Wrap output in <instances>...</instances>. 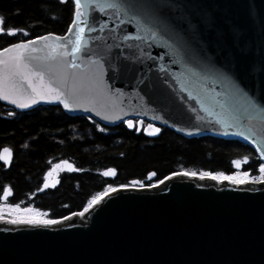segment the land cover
Masks as SVG:
<instances>
[{
    "label": "water",
    "instance_id": "obj_1",
    "mask_svg": "<svg viewBox=\"0 0 264 264\" xmlns=\"http://www.w3.org/2000/svg\"><path fill=\"white\" fill-rule=\"evenodd\" d=\"M117 2L118 15L111 9L94 13L107 28L91 34V55L84 57L103 64L107 96L85 98L84 107L71 111L59 102L41 101L27 109L0 102L21 112L58 105L70 116L107 127L146 120L152 123L144 129L149 138H158L162 127L189 139L236 140L260 158L264 0ZM45 43L52 41L33 47ZM189 92L198 99H189ZM200 100L212 116L201 111ZM218 119L240 121L246 134L252 128L256 143L235 135L240 127L226 128ZM156 128L160 132L153 134ZM0 155L7 157L3 150ZM12 159L11 152L10 163L0 161L9 167ZM68 165L74 168L67 163L65 170L72 172ZM184 173L151 189L136 190L143 183L132 180V188H115L83 216L76 213L56 225L0 219V264H264V183Z\"/></svg>",
    "mask_w": 264,
    "mask_h": 264
},
{
    "label": "trees",
    "instance_id": "obj_2",
    "mask_svg": "<svg viewBox=\"0 0 264 264\" xmlns=\"http://www.w3.org/2000/svg\"><path fill=\"white\" fill-rule=\"evenodd\" d=\"M74 12L73 0H0L4 27L22 30L17 35L0 34V50L47 34L65 35ZM121 126L107 127L90 117L70 116L58 105L21 112L0 102V151L8 148L13 153L9 167L0 162V200L10 188V204L58 220L80 213L99 193L128 186L132 180L149 186L182 172L261 175L259 156L239 141L189 139L167 128L158 138L148 139ZM244 157L248 163L237 169L233 161ZM64 161L72 163L76 171L58 172L59 183L44 188L48 174ZM110 170L114 176L103 175ZM151 173L156 177L150 182ZM1 213L4 218L16 216Z\"/></svg>",
    "mask_w": 264,
    "mask_h": 264
},
{
    "label": "snow or ice",
    "instance_id": "obj_3",
    "mask_svg": "<svg viewBox=\"0 0 264 264\" xmlns=\"http://www.w3.org/2000/svg\"><path fill=\"white\" fill-rule=\"evenodd\" d=\"M61 3H66L67 0H60ZM75 12L72 24L68 31L63 36L47 35L27 42L14 43L11 47L4 48L0 51V100L8 101L20 109H27L41 101L47 103L59 102L64 109L75 110L84 107L82 101L88 98L90 101L95 97L107 96V90L103 83V64L100 59L84 60L86 55H91L89 41L95 39L91 36L94 32L103 33L107 28V23L100 21L94 15L99 12L106 14L107 10H114L117 15L120 13L121 4L117 0H73ZM4 17L0 16V34L17 35L18 31L4 27ZM24 35H28L25 31ZM141 37H137L140 39ZM40 41H52V43H45L42 47H33ZM5 53L12 54L5 58ZM41 53V55H34ZM79 61V63H78ZM184 91V89H181ZM188 98L197 100L190 92ZM202 112L209 116L213 115L210 107L205 106L203 100L198 101ZM214 104L223 108L218 100L213 101ZM86 111L90 110L85 108ZM99 114V113H97ZM218 115V114H217ZM203 120L204 117H198ZM109 119V117H105ZM217 123H222L226 128L240 127V131L234 133L235 135L243 136L245 140L256 143L252 137L256 134L252 128L247 129V134L240 121L228 122L227 120H216ZM143 124V121H139ZM128 127L134 126L132 120L127 121ZM152 127V125H148ZM103 131V129H101ZM160 129L156 128L154 133H159ZM225 135L228 133L225 132ZM257 151L260 153V158L264 159V147L257 146ZM3 152L6 156L0 155V160L5 163H10L11 151L4 148ZM67 164V161H64ZM248 163V157H244L243 161H233L237 169L242 167V164ZM57 168L60 165L56 166ZM72 171L76 169L68 165ZM261 174L259 177H251L249 171H244L237 175L228 176L223 173L213 175L211 173H204V176H210L212 179L232 180L238 184H244L250 179L253 183H264V164L260 165L258 169ZM114 171L103 173V175H114ZM51 175V173H49ZM152 175H155L153 173ZM188 175V173H184ZM195 176L196 173H191ZM139 183V181L133 182ZM50 185L45 183L44 188ZM54 186V185H53ZM109 191L115 192V188H110L108 191L101 192L93 197L88 207L98 204L102 199L108 196ZM11 195V189H5L3 192V199L7 200ZM13 211L20 212L18 205L12 207ZM26 213H33L32 208L22 210ZM85 208L80 213L81 216L87 212ZM45 213L36 212L30 216H18L16 219L8 221L11 224L27 223L31 225H56L58 223L55 219H44ZM3 214L0 213V219H3Z\"/></svg>",
    "mask_w": 264,
    "mask_h": 264
},
{
    "label": "flooded vegetation",
    "instance_id": "obj_4",
    "mask_svg": "<svg viewBox=\"0 0 264 264\" xmlns=\"http://www.w3.org/2000/svg\"><path fill=\"white\" fill-rule=\"evenodd\" d=\"M139 121L137 120V119H135L134 120V126H133V128L132 129H129L127 126H126V124H125V122H122V123H120L121 125H123V126H121V127H125V129L127 130V131H129V132H132V133H137V134H143L146 138H148L149 139V137L145 134V132H144V129L146 128V127H148V125H151L152 123L151 122H148V121H146V120H143V124H141V129H139V123H138ZM119 124V125H120ZM162 127H161V131H162ZM150 139H156V138H150ZM3 150V149H2ZM1 150V151H2ZM1 151H0V153H1ZM12 152V151H11ZM13 154V153H12ZM13 160V159H12ZM1 162V161H0ZM67 163H70V162H67ZM1 164L2 165H4L2 162H1ZM70 164H72V163H70ZM60 165V167L59 168H57V167H55L50 173H51V175H49L48 174V176H47V184H49L51 187H54V186H56L58 183H59V179H58V172H62V171H65V172H67V173H72V172H74V171H72V172H68V171H66L65 170V163H62V164H59ZM73 165V164H72ZM5 166V165H4ZM6 167V166H5ZM73 167H74V169H75V166L73 165ZM110 171H113V170H110ZM111 176V175H110ZM54 185V186H53ZM11 196H12V194L7 198V200H4L3 198L0 200V203H3V205H5V207H8L9 209H12V208H10V206H12V207H14L12 204H10L9 203V199L11 198ZM13 211V210H12Z\"/></svg>",
    "mask_w": 264,
    "mask_h": 264
},
{
    "label": "rangeland",
    "instance_id": "obj_5",
    "mask_svg": "<svg viewBox=\"0 0 264 264\" xmlns=\"http://www.w3.org/2000/svg\"><path fill=\"white\" fill-rule=\"evenodd\" d=\"M111 176H114V175H111ZM156 183H158V182H154L153 184H156ZM142 185L144 186L145 184H142ZM122 187H133V186H131L129 184L128 186H122ZM1 212H10V213L14 212L16 214V216L14 218H3V220H7V221H10L11 219H16L18 216H30V215L34 214V212L33 213H26V212H23L22 210L20 212L12 211V209L5 207V205H3V203H0V213Z\"/></svg>",
    "mask_w": 264,
    "mask_h": 264
},
{
    "label": "built area",
    "instance_id": "obj_6",
    "mask_svg": "<svg viewBox=\"0 0 264 264\" xmlns=\"http://www.w3.org/2000/svg\"><path fill=\"white\" fill-rule=\"evenodd\" d=\"M219 181H221V180H223V179H218ZM158 183H156V184H152V185H149V186H147V185H142V186H140V187H134V188H136V190H142V189H144V188H148V189H151L152 187H154V186H156ZM132 188V187H131ZM89 206V205H88ZM87 206V207H88ZM86 207V208H87ZM82 212V211H81ZM80 212V213H81ZM80 213H77V214H80ZM72 216V215H71ZM70 216H68V217H66V218H63V219H58L57 221H63V220H66L67 218H69Z\"/></svg>",
    "mask_w": 264,
    "mask_h": 264
},
{
    "label": "bare ground",
    "instance_id": "obj_7",
    "mask_svg": "<svg viewBox=\"0 0 264 264\" xmlns=\"http://www.w3.org/2000/svg\"><path fill=\"white\" fill-rule=\"evenodd\" d=\"M128 188L130 189L131 187H123L122 189H128ZM134 189H136V188H134ZM116 190H118V189H116ZM17 224H22V223H17Z\"/></svg>",
    "mask_w": 264,
    "mask_h": 264
}]
</instances>
